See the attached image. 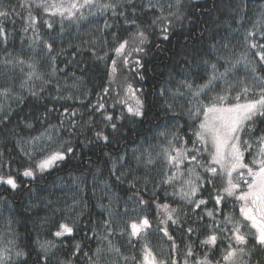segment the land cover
<instances>
[{
	"label": "trees",
	"instance_id": "trees-1",
	"mask_svg": "<svg viewBox=\"0 0 264 264\" xmlns=\"http://www.w3.org/2000/svg\"><path fill=\"white\" fill-rule=\"evenodd\" d=\"M164 2L167 3V0ZM239 2L246 5L244 13L230 11L229 4L235 6L237 0H182L185 18L175 21L168 41L159 38L160 22L156 25L152 23L158 13L155 10L138 11L137 19L148 34V43L143 45V53H131L128 66L122 60L118 62V72L111 84L108 73L111 60L115 57V52L111 49L124 39L130 41L128 47L132 45L130 29L124 25L123 20L113 18L110 11L106 16H88L85 10L86 19L78 22L65 20L62 27L58 16H48L42 10L35 9L34 15L38 17L36 33L31 29L24 32V21L19 17L14 18L15 23L12 18H0L10 33L6 47L0 42V61L5 57L12 59L20 56L25 61L31 58L38 62L37 70L43 74L44 79L51 81L41 91L40 80H27V73L30 71L27 65L23 66V71L20 67L10 69L6 76L5 65L0 64V89H11L8 96H0V153L3 154L0 156V171L5 174L11 171L21 185L14 193L6 186H0V247L8 246V241L14 240L16 249L27 253L19 264H24L25 260L27 264H43L37 242L51 241L56 247L51 250L49 264H59L61 260L71 261V264H89V257L100 243L93 237V227L100 232L103 230V222L109 219L102 206H107L113 212L114 228L125 227L130 232L129 225L137 218L134 209H137L139 199L143 198L148 206H141V210L148 213L153 230L148 241L158 257H169L171 241L166 237L161 239L163 234L155 232L161 225L153 200L180 209L178 215L181 223L170 229L179 245V256L176 257L178 264H183L189 242L197 253L203 255L206 247L202 248L200 241L210 234L206 225L212 222L205 215V209L216 211L215 200L212 198L215 191L211 185L202 189L196 199L204 198L208 203L193 213L191 205L173 195L183 183L182 179L177 178L172 184L162 183L166 178L167 167L162 149L168 147L172 133L180 137L174 141L176 146L186 143L191 148V141L195 139L192 131L198 121L190 120L187 115V110L191 107L188 103L191 95L174 96L177 88L184 91L179 82L187 78L193 80L194 84L205 83L208 74L204 60L216 63L218 71L223 72L225 61L217 60V56L223 54L235 59L244 51L245 33L264 27V0ZM18 4L19 0H0V7H16L17 11H21ZM22 15H27V12L23 11ZM128 15L131 18V12ZM44 19L54 21L52 29L44 24ZM105 19L109 23L115 21L119 27L114 25L110 29H104ZM113 32L117 33L116 41L113 40ZM37 36L38 40L35 39ZM256 38L259 39V36ZM42 41L52 44L50 53ZM225 44L228 45L227 48L224 47ZM212 45H216L215 51ZM90 49L101 56L108 51V58L99 61ZM136 59L141 61L142 66L134 63ZM207 72L210 73V68ZM244 75L245 69L240 65L228 78L235 80ZM25 80L27 83L22 87ZM127 83L140 90L138 94L145 104V115L142 118L131 117L124 104L115 103L124 95ZM57 85L60 87L59 94L56 91ZM223 86L222 81H217L215 91H208L201 98L207 102ZM105 87L109 88L107 95L103 92ZM31 91H36L41 99L33 97ZM98 93L105 102L104 111L111 114L113 122L118 124V132L114 133L110 126L105 127L107 122L103 120L102 113L90 110V105L97 102ZM57 95H72L74 99H53ZM129 103L134 104V101L129 100ZM169 104L173 106L175 115L173 111H169ZM53 107L56 110L46 114V109ZM64 108L77 110L75 129L71 128L72 118H66L64 127L60 128V114ZM118 116H123L124 119L117 121L115 118ZM27 124H31V127ZM49 125L60 128L59 138L70 142L74 154L60 167L43 174L37 171L35 180H27L19 172L29 166V161L17 147V141L24 145L31 138L45 133ZM256 129L255 135L259 136L264 131V123H257ZM101 130L109 136L108 143L97 141L95 132ZM146 150L155 161L151 165L145 163ZM41 155L38 152L36 159ZM137 157H140L139 161ZM246 159L251 157L246 154ZM114 161L116 175L112 174ZM35 166V162H32L31 167ZM186 169L187 162L181 166L184 175L187 173ZM174 171L176 170L169 169L168 175H172ZM121 173H124L121 177L123 182L116 179ZM225 181L226 178L216 177V187L221 188ZM129 182L136 187H130ZM74 200L78 203L72 207ZM225 213L239 217L238 202L229 198L216 219L222 220ZM164 215L165 211L160 209V216ZM74 221L76 224L72 235L59 238L54 235L61 222L71 226ZM188 227L194 230L191 234L187 233ZM249 240L250 245L254 243L251 238ZM113 243L125 255H136L137 259H141L139 242L133 240L136 247L132 248L127 236L114 234ZM76 244L81 246L79 251L75 248ZM220 244L221 241L218 240V245ZM223 247L226 248L227 244L223 243ZM86 252L88 256L84 255ZM220 255L218 246L211 253V258L215 261ZM13 259H16L15 256ZM189 259L194 260L195 257ZM254 259L264 264V255L259 252Z\"/></svg>",
	"mask_w": 264,
	"mask_h": 264
},
{
	"label": "snow or ice",
	"instance_id": "snow-or-ice-1",
	"mask_svg": "<svg viewBox=\"0 0 264 264\" xmlns=\"http://www.w3.org/2000/svg\"><path fill=\"white\" fill-rule=\"evenodd\" d=\"M182 0H19L17 11L16 7H0V18L5 20L12 18L15 23V17H19L24 21L23 31L28 32L29 29L33 33L37 32L38 17L34 15L35 9H40L48 16H58L59 22L63 27L64 21L78 22L88 16H106L110 11L111 16L116 20H123L124 25L130 29L129 36L131 38V47H128L130 41L124 39L118 43L111 51L115 52V57L111 60V69L108 73L109 84L113 83L118 72L117 64L120 60L125 66H128L130 61L128 57L132 52L143 53L145 51L143 45L148 43V34L143 30L137 19L138 11L155 10L158 15H155L152 23H159L160 39L168 41L175 26V21H182L185 18V13L182 11ZM230 11L233 13H244L246 5L237 0L235 6L229 4ZM26 11L27 15H22ZM131 12V18L128 13ZM44 24L49 29L53 28L54 21L44 19ZM190 22V21H189ZM119 27L118 24L109 23L108 19L104 21V29H110L113 26ZM134 28V30H132ZM203 35V31L201 33ZM257 35L259 39H257ZM10 33L3 26V21H0V42L7 46ZM113 40H117V33H112ZM35 39H39L37 36ZM188 39V38H186ZM35 42V40H34ZM45 48L50 53L52 44L44 42ZM243 43L244 51L241 52L235 59L223 54L217 56V60L225 61L223 72L218 71L216 63L209 60H204L206 66V74L208 79L203 84H194L193 80L183 79L179 83L184 91L177 88L175 95L185 96L188 93L191 95L188 103L191 107L187 110V115L190 120L198 121L197 126L192 131L195 137L191 141L192 147L186 146V143L176 146L175 140L180 139L176 133H172V139L168 140V147L162 149L163 156L166 162L164 184H172L178 177L183 180L179 189L173 195L179 196V199L187 205L192 206V212L195 213L201 206L207 205L208 200L204 198L196 199L197 194L206 186L211 185L215 191L212 197L215 200L216 211L205 209V215L211 219V223L207 224L210 234L200 241L202 248L206 247V251L201 256L197 253L192 244L189 242L186 245V252L183 257V264H260L258 259H254L255 254L259 252L264 255V131H261L259 136H256L257 123H264V27L257 31L248 30L244 35ZM159 47V45H157ZM228 47L227 44L224 45ZM212 49L216 50V45H212ZM92 55L99 61H104L108 58V51L104 55H97L94 49H90ZM36 61H25L20 56L12 59L5 57L0 64L5 65L4 74L9 75L10 69L17 67L23 71V66L27 65L30 71L27 73V80H40L42 82L41 91H44V86L51 83L46 80L43 74L37 70ZM54 63V61H53ZM137 66H142L141 61L136 59L134 62ZM243 65L245 75L243 78L230 80L229 74L235 73L238 66ZM199 67V66H197ZM210 68V73L207 69ZM55 72V69H54ZM53 72V74H54ZM79 79V78H78ZM143 79V76H140ZM27 80L22 82V87L27 83ZM222 81L223 87L215 95L209 97L205 102L201 97L208 91H215L216 82ZM57 94L60 92V87L57 85ZM11 89L4 87L0 89V96H8ZM105 95L109 93V88L103 89ZM139 89H134L131 83H127L124 87V95L120 96L115 103L124 104L128 114L131 117L142 118L145 115V104ZM235 93L233 96L232 94ZM163 94V92H162ZM31 95L37 99H41L36 91H31ZM53 99H74L72 95L60 96L57 95ZM78 99V98H77ZM129 100L134 101V104L129 103ZM234 101V102H233ZM83 103V101H80ZM105 102L102 96L97 94V102L90 105V110L102 113L103 120L107 123L105 127H111L113 132H118V124L113 122V116L105 112ZM169 111H173L171 104L168 105ZM55 107L46 109V114L55 111ZM77 115L76 109L64 108L60 114V128L64 127L66 118L71 119V128L75 129L77 122L74 119ZM117 121L124 119L123 116L115 118ZM31 127V124H27ZM60 128L56 125H49L45 133L40 136L33 137L28 144H33L32 150L26 148L20 141H17V147L21 153L28 159L29 166L25 167L19 175H22L27 180H35L37 171L40 174L48 172L54 168L60 167L65 163L71 155L74 154V149L70 142L62 141L59 138ZM71 131V129H70ZM164 135V133H161ZM95 136L97 141L109 142V136L103 130L96 131ZM44 140V143L36 145L35 142ZM91 143V141H88ZM42 153L39 159H36V152ZM147 152V150H146ZM173 153H175L173 155ZM246 154L251 159H246ZM3 154L0 153V156ZM143 155V154H142ZM159 156L160 153H157ZM207 156V159H205ZM123 160V157L120 158ZM140 160V157H137ZM35 162V168L31 167V163ZM155 161L150 152H147L145 163L153 164ZM187 162V178L184 179V172L181 166ZM11 169V165H8ZM113 175H116V162H113ZM169 169H175L172 175H168ZM124 173L116 176L120 182ZM226 181L221 188L216 187V177ZM0 186H6L13 193L20 187L17 177L0 171ZM130 187H136L132 182H129ZM231 198L238 202L240 216L225 213L222 220H217L216 216L222 212L223 204ZM78 201L74 200L72 207H75ZM157 209V219L159 227L155 229L156 233H162L163 238L171 241L170 255L167 258L158 257L152 250L148 237L153 234L152 222L148 218V213L141 210V206H148V202L143 198L138 201L136 219H133L129 225L130 232L125 227H113V212L107 207L109 219L103 222V230L97 232L93 227V237L98 243L92 256L89 257V264H178L177 256H179L177 244L173 233L170 231L174 226L181 223L178 213L179 208L170 207L169 204H160L153 200ZM10 207V206H9ZM160 209L165 211L164 217L160 216ZM127 213V208L125 209ZM202 218V217H201ZM170 222V223H169ZM247 222V223H245ZM76 221L73 225L61 222L59 229L55 231L56 237L72 235L75 229ZM11 223H9V228ZM194 230L191 227L187 228V233L191 234ZM223 233L224 235H220ZM127 236L129 245L135 248L133 240L140 243L141 259H137L136 255L127 256L117 244L113 243V236ZM251 238L254 243H251ZM218 240L221 244L218 245ZM106 242V243H105ZM38 243V252L40 260L43 264H49L52 255V248L56 245L51 241ZM223 243L227 247H223ZM250 245V246H249ZM220 247L221 255L215 261L211 258V253L217 247ZM80 244H76L77 251L80 249ZM85 256L89 254L84 253ZM15 256V260L13 259ZM27 256V253L22 250H17L15 241L9 240L8 246L0 247V264H19L21 258ZM240 259H237V257ZM195 257L194 260L189 258ZM247 257V259H243ZM27 264V261H24ZM59 264H71V261H59Z\"/></svg>",
	"mask_w": 264,
	"mask_h": 264
},
{
	"label": "rangeland",
	"instance_id": "rangeland-1",
	"mask_svg": "<svg viewBox=\"0 0 264 264\" xmlns=\"http://www.w3.org/2000/svg\"><path fill=\"white\" fill-rule=\"evenodd\" d=\"M56 2H59V0H56ZM42 143H44V140L42 139L41 141H37V142H35V144L36 145H40V144H42ZM24 146L26 147V148H28L29 150H32V148L34 147V145L33 144H28L27 142L26 143H24ZM38 154V151L36 152V155ZM177 177H178V179H181L180 177H179V173H177ZM185 177V178H184ZM184 179H186L187 178V173L184 175ZM226 178V177H225ZM237 259H240V257L238 256L237 257Z\"/></svg>",
	"mask_w": 264,
	"mask_h": 264
}]
</instances>
